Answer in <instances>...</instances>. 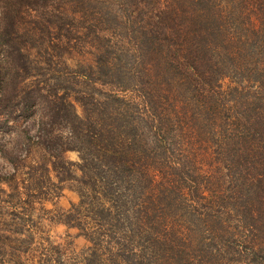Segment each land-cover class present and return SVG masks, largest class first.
Segmentation results:
<instances>
[{"label":"trees","instance_id":"trees-1","mask_svg":"<svg viewBox=\"0 0 264 264\" xmlns=\"http://www.w3.org/2000/svg\"><path fill=\"white\" fill-rule=\"evenodd\" d=\"M122 4L125 13H114L115 18L130 31L138 54L131 63L121 56L115 61L105 55L96 65L76 70L72 88L83 87L75 99L83 105L84 114L67 93L58 95L61 86L67 92V83L60 78L40 79L35 67L23 64L20 81L26 88L21 112L26 117L36 114L43 123L37 134L44 151L30 175L39 169L49 175V161L57 175L61 168L71 170L64 153L80 151V200L64 211L61 222L77 228L87 240L88 246L80 252L83 264H218L213 256L207 259L213 253L208 245L223 241L225 235L234 236L227 217L216 208L214 197L205 194L200 173L189 160L182 157L177 163L185 182L181 186L165 181L158 159L175 156L176 136L183 132L178 126L190 121L187 104L199 98L218 104L216 85L232 71L243 72V117L238 115L231 122L229 113L216 112L217 106L206 104L192 111L190 118L198 132L210 126L213 138H229L228 126L234 124L230 134L245 139V166L240 169L245 175L238 179L233 209L245 228V264H264V0H179L158 9L148 24L139 25L128 2ZM229 17L244 21L245 38L236 40L227 34ZM11 67L4 87L15 78L12 69L18 66L11 63ZM47 70L42 75H48ZM99 84L115 88L104 91L102 99L96 94ZM235 90L243 93L244 87ZM61 119L67 135L48 127ZM238 138L230 151L240 142ZM229 157L240 166L242 157L236 152ZM176 191L195 204L180 211L160 206L163 201L170 207ZM205 199L208 202L202 205ZM205 230L209 239H201ZM53 247L61 252L59 244Z\"/></svg>","mask_w":264,"mask_h":264},{"label":"rangeland","instance_id":"rangeland-1","mask_svg":"<svg viewBox=\"0 0 264 264\" xmlns=\"http://www.w3.org/2000/svg\"><path fill=\"white\" fill-rule=\"evenodd\" d=\"M126 1L128 10L139 25L148 24L159 13L158 9L179 0H0V264L84 263L80 252L88 246L87 240L78 235L77 228H69L61 222L64 211L80 200L77 190L78 178L82 174L77 164L81 161L80 151L68 149L64 153L71 170L61 168L57 175L58 171L52 169L53 163L49 161L50 176L41 173V169L34 176L30 175L31 167L41 163L44 147L40 146L37 133L43 123L38 115L26 117L21 112V97L26 87L20 81V74L25 71L22 72L25 63L35 67L39 72L36 77L40 79L51 78L55 81L60 78L61 83H67L69 88L66 92L61 86L58 95L67 93L76 102L78 112L84 114L83 105L75 99L77 94L82 93L83 87L72 88L76 70L96 65L105 55L115 61L120 60L121 56L124 61L131 63L138 54L130 31L122 28L114 14L125 13L122 3ZM229 18L232 21L227 34L236 37V40L240 36L245 38L244 21ZM2 34L6 35V40L1 37ZM11 63L20 70L12 69L16 75L7 88L3 83L9 76ZM45 70L49 72L46 76L42 75ZM232 72L216 85L218 104L209 99L203 101V98L187 104L190 121L185 120L182 126H178L179 129L183 128V132L180 137L176 136L179 147L175 156L168 160L165 156L161 157L162 160L158 159L165 181H175L176 185L181 186L185 182L180 178L177 163L182 157L189 160L188 164L191 163L200 173L199 181L205 194L214 197L216 208L227 217L225 221L234 236L225 235L223 241L219 239L220 242L208 245L213 253L207 259L213 256L218 264H245V228L233 209L238 179L245 175V172L242 176L240 173L242 166H245V139L230 134L233 127L236 128L234 124L228 126L229 132L226 133L229 138L225 139L222 136L213 138L210 126H204L198 132V125H195L190 115L192 111H200V106L206 104H211L213 108L217 106L214 108L216 112L229 113L231 122L238 115H245V76L243 72ZM236 86H241V89L244 87V92L236 91ZM98 87L100 89L96 94L102 99L104 91L115 88L110 84H99ZM132 93L128 92V95ZM52 97L57 96L53 94ZM180 104L178 102L177 105ZM64 125L61 119L49 123L48 127L56 133L67 135ZM242 129L243 126L239 132ZM237 138L240 142L230 151V145L236 143ZM8 150L13 153L15 160L9 158ZM234 152L237 157H242L238 161L239 167L235 165L236 160L229 157ZM59 181L61 184L57 185ZM61 185L65 188L62 189ZM223 198H227V202ZM171 201L170 207L163 201L160 206L165 207V210L180 211L184 206L189 205L191 208L195 204L194 200L184 199L177 191L172 193ZM207 202L206 199L201 201L202 205ZM205 237L210 238L208 230L201 235V239ZM56 244L60 245L61 252L55 251L53 246ZM56 254L61 257L60 261Z\"/></svg>","mask_w":264,"mask_h":264}]
</instances>
